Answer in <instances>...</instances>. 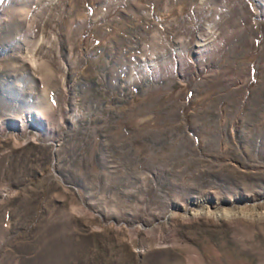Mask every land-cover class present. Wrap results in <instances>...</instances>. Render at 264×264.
Here are the masks:
<instances>
[{"label": "rangeland", "instance_id": "obj_1", "mask_svg": "<svg viewBox=\"0 0 264 264\" xmlns=\"http://www.w3.org/2000/svg\"><path fill=\"white\" fill-rule=\"evenodd\" d=\"M0 264H264L262 0H0Z\"/></svg>", "mask_w": 264, "mask_h": 264}, {"label": "bare ground", "instance_id": "obj_2", "mask_svg": "<svg viewBox=\"0 0 264 264\" xmlns=\"http://www.w3.org/2000/svg\"><path fill=\"white\" fill-rule=\"evenodd\" d=\"M253 1L254 0H252V3H253ZM59 2V1H58ZM120 2V1H119ZM121 2H123V1H121ZM259 2V0H257V3ZM65 6V5H64ZM262 7L264 8V0H262ZM59 11V10H58ZM61 12H62V16H64V14H65V11H64V8L62 7V9L60 10ZM251 13L254 15V10L252 9V11H251ZM60 19V18H59ZM31 21V20H30ZM27 27V26H26ZM55 36H57V34L55 33ZM57 39V38H56ZM55 40V39H54ZM205 44V43H204ZM204 44L203 43H200V42H193L191 45H190V47H189V49H188V53H189V55L191 56V55H199V54H201V52L204 50ZM222 44V43H221ZM30 62H31V66L33 67L34 65V60L33 59H31L30 58ZM172 71V73H173V75L175 76V75H178V72L176 71V69L175 68H173V70H171Z\"/></svg>", "mask_w": 264, "mask_h": 264}]
</instances>
